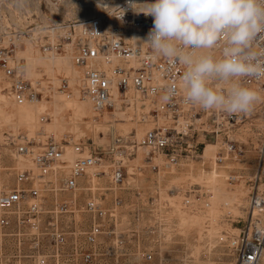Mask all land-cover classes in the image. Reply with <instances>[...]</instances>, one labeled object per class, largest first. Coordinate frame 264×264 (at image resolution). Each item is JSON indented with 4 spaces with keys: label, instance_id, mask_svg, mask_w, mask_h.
<instances>
[{
    "label": "built area",
    "instance_id": "2783aa9c",
    "mask_svg": "<svg viewBox=\"0 0 264 264\" xmlns=\"http://www.w3.org/2000/svg\"><path fill=\"white\" fill-rule=\"evenodd\" d=\"M152 2L114 0L106 3L98 14L76 19L60 28L69 29L61 48L72 53L71 60L81 68L78 88L93 111L100 114L115 109L118 102L122 107L129 106L132 96L140 105L148 107L143 117L151 120V128L142 135L136 131L118 134L110 149L102 151H96V142L89 138V154H86L87 145L72 139L59 143L51 134L46 144L39 146V139L27 136L17 146V153L32 157L34 167H14L13 185L0 189V264L24 256L25 248L30 251L33 264H90L99 238L109 227L106 221L113 215L103 197L91 196L79 205L81 192L87 191L80 187L91 183V174L97 173L100 166L105 168L103 171L112 172L115 186H121L126 178L125 158L135 161L137 171L149 170L164 178L185 160L205 152L206 148L201 150L193 145L200 136L214 137V143L220 146L216 156L219 163L236 153L234 127L243 113L203 110L186 103L182 92H177L169 102L162 101L164 86L178 79L183 69L179 66L171 69L166 59L155 58L149 45L143 43L153 27V17L138 11L143 9V4ZM41 3L42 0H0V9L9 4L7 19L28 21L38 18L34 10ZM12 5L17 8L13 9ZM42 32L38 28L30 32L15 31L13 47L2 46L3 37L11 33L0 32V74L5 77L0 83V92H8L15 103L40 101L44 92L49 91L39 80L28 77L27 64L19 55L24 41ZM255 47L264 51V37L255 42ZM59 80L58 92L70 88L68 80ZM242 82L247 87L264 85V79L244 78ZM45 119L47 115L42 120ZM204 122L212 129L197 131ZM70 151L75 155L72 160L66 158ZM107 153H116L117 158L114 157V163L103 165L100 161ZM230 179L237 177L231 175ZM252 183L245 225L228 243L237 253L238 264H262L264 258V149ZM186 202L193 203L191 198ZM77 210L89 218L86 241L91 248L82 253L81 259L77 257V246L70 249V255L64 253L67 241L60 231L61 223L73 219L70 214ZM9 243L15 245L11 253L7 249ZM145 255L138 252L137 259L145 260Z\"/></svg>",
    "mask_w": 264,
    "mask_h": 264
},
{
    "label": "rangeland",
    "instance_id": "374dc122",
    "mask_svg": "<svg viewBox=\"0 0 264 264\" xmlns=\"http://www.w3.org/2000/svg\"><path fill=\"white\" fill-rule=\"evenodd\" d=\"M97 1L42 0L41 6L37 5L34 10V16L37 15L38 18L28 21L7 19L5 16L11 6L2 5L0 32L11 33L3 37L2 46L13 47L15 31L23 29L30 32L31 29L35 31L38 28L43 32L27 38L20 47L19 55L24 59L28 55L26 49L28 45H31L38 48L41 54L53 51V55L63 56L68 52L62 50L61 43L69 29L60 28L70 25L76 19L98 14L106 3L114 0H99L100 4ZM12 8L16 9L17 6L12 5ZM53 29L56 30L53 31ZM43 45L46 48L42 47ZM66 55H72V53ZM70 64L75 65L71 59ZM29 69L27 65L28 77L32 79L29 76ZM75 69L79 72L80 78L81 68L75 66ZM37 71L41 72L39 81L42 84L47 83L44 86L49 91L44 92L41 101L48 105L49 111L37 115V127L31 134L16 136L18 129L23 125L16 119L11 123H0V149L3 151L0 154L2 189L13 185L14 167H34L32 157L17 153V146L24 142L27 136L39 139L41 143L38 144L39 146L45 145L49 136L53 134L59 143H64L65 139H72L73 142L82 143L89 148L88 144L91 142L89 138H92L96 142V151H102L103 148L110 149L112 140L118 134H126L130 131H136L138 135L144 134L146 129L143 126L151 122L150 119H144L143 112L146 110L143 106L125 105L119 110L109 109L110 113L106 117L102 116L104 111L98 113L95 116L96 119L99 121L105 119L108 126L97 128L98 126L92 124L95 122L93 118L67 113L64 104H59L58 100L53 97L57 94L53 89L57 88L56 91H58L57 86L60 80L57 79V84L54 85L52 82L54 80L46 71L45 63L38 64ZM57 77L60 78V74ZM79 78L76 77L74 82L70 83L74 85ZM65 79L70 81L68 78ZM257 87L259 85H255L253 89ZM62 92L75 98L79 90L65 87L60 90V93ZM2 95L6 96V100L1 99ZM79 96L82 97L80 92ZM10 97L8 92H0V105L3 111L18 105ZM30 105L34 104L30 103ZM116 111H133L137 114L135 120L124 123L120 122V117L115 114ZM45 115L48 119L42 120ZM62 117L66 121L65 127L55 128V120ZM239 118V123L234 127L233 133L237 141V151L215 167L211 159L218 155L220 149L215 151L212 147L207 156L202 152L195 159L185 160L180 168L165 174L164 178H158L157 174L149 170L137 171L134 169L135 161L127 157L125 158L126 178L121 186H115L112 182V172L103 171L105 168L100 166L95 183L101 190L82 191L79 205L84 204L85 200L91 196L103 197L113 215L109 216L110 218L106 221L109 227L99 238L93 261L90 264H238L237 253L228 243L232 237L240 233L245 225L253 187L252 181L260 165V155L264 149V99L257 102L252 111L243 113ZM73 121L80 126L78 131L72 130ZM209 143H214L213 136L207 138L200 136L193 145L202 150ZM102 157L103 160L100 163L110 165L114 163V157L116 159L117 154L107 153ZM66 158L72 160L75 155L70 151ZM214 168L224 174L223 183L229 191L247 193L245 201L237 204L236 210L232 207L233 203L226 205L225 202H221L218 204L219 207L216 206V203L212 201L214 200L213 192L204 185H196L195 179L200 177L201 170L209 173ZM231 175L236 176L237 179L231 180ZM188 198H191L192 204L186 202ZM216 207H218V213ZM70 215L73 219H65L68 223L63 222L60 225V231L64 233L65 241H67L64 253L70 255V249L77 246V257L81 259L82 253L91 248L86 241L89 218L82 210H77ZM7 249L11 253L15 250V245L9 243ZM24 250V256L4 260V264H33V260L29 258L30 251L27 248ZM138 252L146 253L145 260L137 259ZM262 264H264V258Z\"/></svg>",
    "mask_w": 264,
    "mask_h": 264
},
{
    "label": "clouds",
    "instance_id": "9594fccd",
    "mask_svg": "<svg viewBox=\"0 0 264 264\" xmlns=\"http://www.w3.org/2000/svg\"><path fill=\"white\" fill-rule=\"evenodd\" d=\"M143 5L138 12L153 17L143 43L171 69H183L164 86L162 101L182 92L186 103L203 110L252 111L261 96L242 80L264 79V51L255 47L264 37V0H154Z\"/></svg>",
    "mask_w": 264,
    "mask_h": 264
},
{
    "label": "bare ground",
    "instance_id": "6f19581e",
    "mask_svg": "<svg viewBox=\"0 0 264 264\" xmlns=\"http://www.w3.org/2000/svg\"><path fill=\"white\" fill-rule=\"evenodd\" d=\"M97 2H98V4L101 3L99 0ZM22 52H25V51H22ZM26 52H28L27 53L28 55L24 59H25V63L30 67L28 72L30 73L29 76H31L32 79H35V81L39 80V77L41 76V72L37 71V66L40 63H45L46 71L48 72L50 77L54 80V81H52V82H54V85L57 84L56 83L57 79L59 80L62 78L64 80H67L65 78H68L70 80L69 86L72 88V90H74L75 88H78L76 86H78L79 80H77L74 85L71 84L74 82L73 80L76 79V77L79 78L78 77L79 72L75 69V65L70 64V59L72 58L71 55L65 54L63 56L57 57V56L53 55L52 52H49V51H46V52L41 54L38 51V48H34L31 45H28ZM59 74H60V78L57 77ZM61 75H62V77H61ZM4 80H5L4 75L0 74V83H2ZM44 84L47 85V83H44ZM250 88H254V86H252ZM56 90H57V88L53 89V91H55L59 95L56 94V95H53V97H55L56 100H58L59 104H64V107H65L67 113H72V114L78 115L79 117L87 116L89 118H93V120L95 122L92 124H95L96 126H98L97 128H100V127L103 128V127L108 126V125H106L105 119L101 120V121L96 119L97 117H95V116L98 115V113L94 112L93 109L91 108V106L81 96H79V92H80L79 88H78L79 92L76 93L77 96L75 98H71L66 93H64V92L60 93ZM255 90L260 94L261 99H264V85H261V86L255 88ZM1 99L6 100V96L2 95ZM28 104L27 103H21V104L18 103L17 106H13V108H11L9 110L7 109L5 111H3L4 109L0 105V123L1 122H7V123L10 122L11 123V121L14 119L23 123V125H21L20 128L18 129L16 136H22L23 134H26V133H30V134L33 133L32 132L33 129L35 127H37L36 126L37 115L40 113H44V112L49 111L48 105L45 102L43 103V101H41V100L35 101L33 103L34 105H30V103H28ZM129 106L140 107L142 105H140L139 102L135 101L131 96ZM119 108H122V106L118 102L115 109L119 110ZM147 108H148L147 106H144V109L147 110ZM109 113H110L109 110H105L102 116L106 117L107 114H109ZM115 114L118 115V117H120V122L125 123V122H131V121L135 120V118H136L135 115L137 113L134 114L133 111L132 112L131 111H128V112L116 111ZM238 114L240 115L241 113H238ZM239 119H238V123H239ZM73 123L74 124H72V130L78 131L80 129V126L77 124L76 121H73ZM65 125H66V121L63 117L56 119L54 122V127L57 129H62L65 127ZM143 128H145L147 131L149 128H151V124L146 123V125H144ZM211 129H212L211 125L207 122H204V123L199 124V128L197 129V131H207V130H211ZM105 142H107V141H105ZM210 147L215 149V151L218 148L220 149V146L218 144L209 143V144H207L205 152H204L205 156H207L210 153V151H209V150H211ZM86 148H87L86 154H89L91 152V150L88 146ZM2 152L3 151L0 150V154ZM228 158L229 157H227V159ZM211 161H212L211 163L214 167L217 164H219V162L215 156L212 157ZM224 177L225 176L223 173L218 171V169L214 168L209 173H206L205 170L204 171L201 170L200 177L196 178L195 180H196V185H204L209 190H211L213 192L212 197L214 198V200L212 199V201L216 203V206H218V204L221 202H225L226 205L233 203L232 207L235 208V210H236L238 208L237 204H241L242 202L245 201V199H246L245 196L247 193H245V192L240 193L237 191H229L223 183ZM96 178H98V177H97V173L95 171L90 176L91 183H89L87 185H82L80 188L81 189L83 188L84 190H87V191H93V192H95L97 190H101L100 188L97 187V185L95 183ZM2 188H3V186L0 185V189H2ZM209 197H210V194H209ZM210 200H211V197H210ZM218 207H216L217 213L219 212Z\"/></svg>",
    "mask_w": 264,
    "mask_h": 264
}]
</instances>
